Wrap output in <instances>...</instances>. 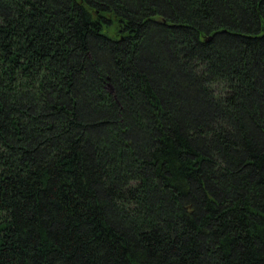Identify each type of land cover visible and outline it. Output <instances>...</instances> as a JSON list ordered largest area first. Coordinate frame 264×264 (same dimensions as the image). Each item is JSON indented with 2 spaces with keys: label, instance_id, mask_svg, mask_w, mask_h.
<instances>
[{
  "label": "trees",
  "instance_id": "1",
  "mask_svg": "<svg viewBox=\"0 0 264 264\" xmlns=\"http://www.w3.org/2000/svg\"><path fill=\"white\" fill-rule=\"evenodd\" d=\"M0 264H264V0H0Z\"/></svg>",
  "mask_w": 264,
  "mask_h": 264
},
{
  "label": "water",
  "instance_id": "2",
  "mask_svg": "<svg viewBox=\"0 0 264 264\" xmlns=\"http://www.w3.org/2000/svg\"><path fill=\"white\" fill-rule=\"evenodd\" d=\"M209 38H210V36H209ZM109 89L111 90V87L109 86Z\"/></svg>",
  "mask_w": 264,
  "mask_h": 264
}]
</instances>
